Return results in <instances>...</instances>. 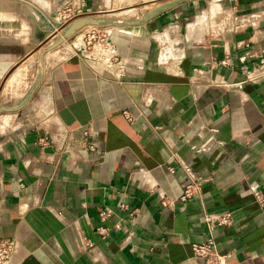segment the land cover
Returning a JSON list of instances; mask_svg holds the SVG:
<instances>
[{
    "label": "crops",
    "instance_id": "obj_1",
    "mask_svg": "<svg viewBox=\"0 0 264 264\" xmlns=\"http://www.w3.org/2000/svg\"><path fill=\"white\" fill-rule=\"evenodd\" d=\"M259 2L229 5L244 16ZM173 5L107 32L122 70L59 48L37 120L0 129V239L17 244L7 264H204L191 245L208 240L214 264H264V21L233 19L194 43L176 32L190 3ZM10 9L0 2V84L33 45ZM191 182L200 193L180 201ZM226 213L227 226L203 220Z\"/></svg>",
    "mask_w": 264,
    "mask_h": 264
},
{
    "label": "rangeland",
    "instance_id": "obj_2",
    "mask_svg": "<svg viewBox=\"0 0 264 264\" xmlns=\"http://www.w3.org/2000/svg\"><path fill=\"white\" fill-rule=\"evenodd\" d=\"M259 1L260 4H264V0ZM0 2L11 6V14L16 17L12 28L18 35L29 36L33 44L28 48L29 56L26 60L0 84V129L18 124L23 116L27 121L37 120L39 111L46 106V97L42 94L43 87L47 88L48 78L58 64L54 62V53L64 48L65 44L72 43L75 48L67 55L78 49L82 50L86 38L84 34L90 29L96 34L100 31L110 33L115 29L130 27L154 16L155 13L167 11L174 6L173 4L180 3L185 6L190 3L192 8L183 15L185 20L180 22L176 32L195 43L215 34L218 29L228 30L234 17L243 15L234 12L229 0H94L85 4L86 7L82 9L79 7L80 0H70L68 4L59 6V9L54 7L51 0H0ZM41 3L46 4L48 8L43 10ZM37 12L41 13L52 27L53 35L50 34L45 21L36 14ZM226 14L227 16H224ZM79 21L97 22L98 25L84 26L71 38H65L66 31L73 23ZM199 22L200 24L197 25ZM192 28L194 30L189 32ZM168 37L169 40L175 38L174 35ZM59 39L63 41L62 45L56 49L46 50ZM38 76L40 78L35 85ZM23 98H27V101L19 109L11 112L3 110L5 105H14ZM7 116H10L9 120Z\"/></svg>",
    "mask_w": 264,
    "mask_h": 264
},
{
    "label": "built area",
    "instance_id": "obj_3",
    "mask_svg": "<svg viewBox=\"0 0 264 264\" xmlns=\"http://www.w3.org/2000/svg\"><path fill=\"white\" fill-rule=\"evenodd\" d=\"M81 3L79 4V7L82 9L85 7V4L83 0H80ZM234 23L236 24H242V25H251L254 26L259 21H264V9L262 11H258L257 13L244 15L240 17H234ZM93 29H90L85 32L84 38H85V44L84 48L87 51L98 53L101 57H103L104 60L107 62L110 61V63H113L118 66L119 70H122L124 65L121 62V60L117 57L114 49L108 44L107 42V32H99V34L94 33L92 31ZM98 35V38H95L96 35ZM83 38V39H84ZM91 42L93 44L91 45ZM254 76L259 75L261 76L264 74V60H261L260 66L255 70V73L253 72ZM129 121H131V118H127ZM89 151H95L94 146L90 145L87 146ZM201 190V182H191L189 185L186 186L180 201H185L187 199L192 198L193 196H196L200 193ZM257 200L260 201V198L258 194L256 195ZM107 211L103 210L99 212V220L101 223V227L97 229L99 234L103 235L107 228L105 227L107 224ZM205 224L209 229L215 227V226H227L230 224L231 215L229 213L219 215V216H211V215H205L203 218ZM17 249V244L12 240H3L0 239V264H7L9 260L12 258L13 254L15 253ZM191 252L192 256L195 258H200L204 261V264H214L217 263L218 256L215 252V248L213 246V243L211 240H208L204 244H193L191 245Z\"/></svg>",
    "mask_w": 264,
    "mask_h": 264
},
{
    "label": "water",
    "instance_id": "obj_4",
    "mask_svg": "<svg viewBox=\"0 0 264 264\" xmlns=\"http://www.w3.org/2000/svg\"><path fill=\"white\" fill-rule=\"evenodd\" d=\"M40 19H42L43 21H45L46 25H48V28H49V31H50V34L53 35L54 33V30L52 29L51 26H49L48 22L43 18V16L37 12L36 13ZM88 25H98L97 22H88V21H85V22H82V21H79V22H75L72 24V26L66 31L67 33L65 34V38H71L74 33L78 30H80L81 28H83L84 26H88ZM54 44V45H53ZM53 44H51L49 47H47L46 50H52V49H55L56 47L60 46L63 44V41L61 39L53 42ZM56 45V47H55Z\"/></svg>",
    "mask_w": 264,
    "mask_h": 264
}]
</instances>
